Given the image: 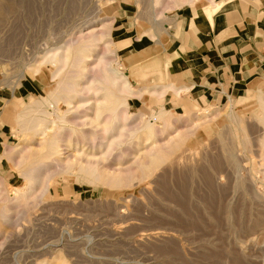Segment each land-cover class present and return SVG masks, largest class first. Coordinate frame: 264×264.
Returning <instances> with one entry per match:
<instances>
[{"label":"rangeland","instance_id":"374dc122","mask_svg":"<svg viewBox=\"0 0 264 264\" xmlns=\"http://www.w3.org/2000/svg\"><path fill=\"white\" fill-rule=\"evenodd\" d=\"M211 2L217 1L0 0V124L8 137L0 147V264H264V109L258 101L264 83L218 108L165 107L180 119L152 138L140 131L138 116L126 118L128 111L148 119L164 102L130 98L179 91L131 86L120 63L121 32L141 38L149 57L156 54L153 45L160 52V42L171 38L175 15ZM92 38L87 50L95 82L82 77L71 57L80 41ZM112 68L129 81L119 128L106 134L99 124L94 133L78 124L94 133V144H62L56 160L43 159L28 174L45 152L41 137L49 132L42 131L50 124L20 131V105L56 91L59 110L85 106L76 120H93L102 98L92 92ZM65 76L72 90H61ZM82 85L89 92L76 99L73 89ZM39 113L30 117H44ZM158 147L163 153L150 163ZM78 165L128 180L77 178Z\"/></svg>","mask_w":264,"mask_h":264},{"label":"crops","instance_id":"0c3cea01","mask_svg":"<svg viewBox=\"0 0 264 264\" xmlns=\"http://www.w3.org/2000/svg\"><path fill=\"white\" fill-rule=\"evenodd\" d=\"M174 20L171 38L160 42V52L158 44L153 45L156 54L149 57L141 38L121 32L117 40L124 42L120 63L131 86L166 84L179 91L178 95L169 90L163 97L144 95L130 100L141 104L164 99V107L178 111L194 105L218 108L229 99L236 102L252 85L260 88L264 83V0H225L212 19L195 3ZM6 136L0 124V147Z\"/></svg>","mask_w":264,"mask_h":264},{"label":"bare ground","instance_id":"6f19581e","mask_svg":"<svg viewBox=\"0 0 264 264\" xmlns=\"http://www.w3.org/2000/svg\"><path fill=\"white\" fill-rule=\"evenodd\" d=\"M222 3H223L222 1H217L213 3L211 2L210 4L206 5L203 8L202 12L209 19H212L213 14L219 10ZM95 39L96 38L80 41V43H78L75 46L74 50L71 53L72 66L81 68L80 72L82 73V77L88 79L91 78L93 82L96 81V78L93 74H92L93 76L91 74H90L91 76H89V73L93 71V67L91 68V66L88 63L91 59H93V56L90 54V52H88L87 49L91 46V42ZM82 63L84 65H82ZM105 64L108 65L106 62ZM107 71L108 74H103L102 77L98 79V83L100 84V86L92 92V93H100L102 98V100L98 103L96 107V113L93 120L90 121L85 120L84 122L82 121L78 122V120H76L77 115L86 109L85 106L80 107L79 105L73 104L72 109H68L65 112L59 110L58 108L59 101L55 93L56 91H53L48 95H44V97H41L40 100L33 99L30 102V104L23 102L25 104L22 103L20 105V107L16 111V118L21 124L19 126L20 131L23 132L25 130L37 129V126L44 125L45 122H47V120H49L48 123L50 124V126L45 125L44 130L42 131V134H44L45 132H49V134L46 135L44 134L45 136L41 137V139H43L42 147L45 149V152L42 153L41 157L38 158V161H36L38 165L33 164L31 166V168L28 171V174L31 171L35 170L39 166V163L41 164L45 163L43 159H49L50 161L56 160L55 154L58 153L57 148L60 147L62 144L70 145L72 141H76L78 143L80 142L84 143L85 140H91V143L94 142L95 136L93 134L96 131H98L99 124H103V128H104L103 132L106 134H108L110 130H117L119 128V126L121 125L120 105L125 103L123 93H127L130 91L129 81L123 73H119L115 68L107 69ZM97 76L99 77L101 75H97ZM119 78L122 79L123 82L120 81ZM69 79H70L69 76H65L64 80L61 82L62 83L61 90L69 91L68 88L72 90V84L69 81ZM120 82H122V84H120ZM165 85L166 84L154 85L152 87H149V90L152 93H154L155 92L154 90L157 87L161 86L165 88ZM87 90L89 92V87L87 89V87L85 88L83 85L80 88H74L73 89L75 93L74 97H76V99H79L80 97L83 98V94ZM167 91L168 89H164L162 93H165ZM92 93H90V95ZM258 101L261 104L262 109H264V96L259 95ZM44 104L49 107L43 108L42 105ZM158 106H159L158 109H153V108L151 109V113L148 119L145 118L146 115H143L140 112L135 113L128 111L126 112L129 114V116H126V118L128 117L133 118L134 116H138L141 120L140 131L144 133L148 138L154 137L156 131L157 132L159 131L160 135L164 133H168V131L173 127L174 122L179 121L180 116L174 117L171 111L167 110L162 104H159ZM36 111L40 112L41 115H43L44 117H40V116L30 117V114ZM68 113H70L71 116H68ZM102 116H104V118L105 116H107V119L104 120L103 123L100 122ZM263 120H264V114H263ZM156 121L160 122L159 129L158 128L155 129ZM78 124L79 125L89 124L91 128L94 129L95 131L93 134H90L89 131L90 129L84 127L77 128ZM136 133H134L135 136ZM137 137L138 136H136V138ZM162 153H163L162 147L160 148L158 147L154 152L151 153L150 157L152 160L150 161V163H153L154 160H156V158L162 155ZM148 166L145 165L140 166L141 172H145ZM75 176L77 178L78 177H82L85 179L90 178L93 181L98 180L100 182L107 184H121L125 180L126 181L128 180L127 178L121 175L101 174L96 170H93L89 166L85 168L84 166H80V165H78V170ZM30 177L31 176L27 175L26 177L27 180L29 179V181H31Z\"/></svg>","mask_w":264,"mask_h":264}]
</instances>
